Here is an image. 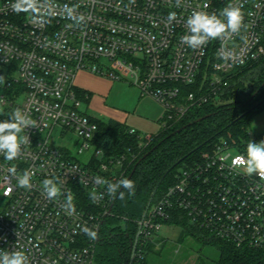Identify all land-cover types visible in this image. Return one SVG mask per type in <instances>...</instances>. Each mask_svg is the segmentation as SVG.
I'll list each match as a JSON object with an SVG mask.
<instances>
[{"label": "built area", "instance_id": "built-area-1", "mask_svg": "<svg viewBox=\"0 0 264 264\" xmlns=\"http://www.w3.org/2000/svg\"><path fill=\"white\" fill-rule=\"evenodd\" d=\"M18 4L0 0V121L19 108L35 127L21 133L28 140L17 159L0 155V250L23 251L28 264H96L114 200L97 177L122 179L127 157L97 145L99 119L83 110L88 102L76 85L78 74L130 81L164 108L165 128L193 107L220 104L233 72L264 58V0H36L34 9ZM229 4L243 13L238 33L195 50L182 42L193 11L219 15ZM171 12L176 19L169 22ZM246 146L222 139L200 162L179 171L175 184L137 221L140 235L129 264H138L146 246L180 218L236 248L264 250V179L242 174L228 155H246ZM10 168L17 175L33 173L31 187H19ZM45 179L61 188L54 200L43 191Z\"/></svg>", "mask_w": 264, "mask_h": 264}, {"label": "trees", "instance_id": "trees-1", "mask_svg": "<svg viewBox=\"0 0 264 264\" xmlns=\"http://www.w3.org/2000/svg\"><path fill=\"white\" fill-rule=\"evenodd\" d=\"M81 96L89 102L92 94L81 90ZM219 101L220 104L209 102L191 108L182 120L169 122L149 140L137 131L131 134V128L121 122L97 121V145L109 155H126L123 178L131 179L135 189L134 195L121 189L123 198H114L112 213L104 221L96 248V264L131 262L139 231L137 221L144 216L154 191L157 189L151 205L175 184L182 168L200 162L222 139L240 145L243 140L247 144L253 141L248 130L254 117L264 113V58L236 72ZM255 140H264V134ZM178 227L183 231L182 238L191 236L215 246L218 264H264V250L236 248L213 239L192 228L185 218H180ZM161 241L164 240L147 245L138 264H148L149 254Z\"/></svg>", "mask_w": 264, "mask_h": 264}, {"label": "clouds", "instance_id": "clouds-1", "mask_svg": "<svg viewBox=\"0 0 264 264\" xmlns=\"http://www.w3.org/2000/svg\"><path fill=\"white\" fill-rule=\"evenodd\" d=\"M177 3L179 4V0H177ZM22 5L34 9L36 0H20L17 7ZM206 7L207 5H205ZM175 19L176 13H169L168 21L171 22ZM242 24L243 13L241 7L232 4L225 7L219 15L210 14L207 11H193L186 20L189 34L182 38V42L193 50L200 49L210 40L225 39L238 33ZM0 83H3V77H0ZM29 127H35L34 121L19 108L11 113L8 119L0 121V155H3L7 161H13L19 157L22 144L28 140V137L22 136L21 133ZM228 155L238 161V167L242 174L247 176L255 174L264 179V140L258 143L249 142L246 146V155L232 153ZM9 172L16 178L19 187H31L33 173L25 170L22 174L17 175L15 168H10ZM97 182L105 184L107 193L114 198L117 195H119V198H123L124 192L121 189L127 190L130 195H134L135 185L131 179L122 178L111 182L97 177ZM42 183L43 191L50 200H54L62 194L61 188L53 179H45ZM95 198L96 194L93 193L92 199L95 200ZM70 202L71 197H69ZM82 231L90 238H96L94 230L83 227ZM0 264H28V257L20 250H0Z\"/></svg>", "mask_w": 264, "mask_h": 264}, {"label": "rangeland", "instance_id": "rangeland-1", "mask_svg": "<svg viewBox=\"0 0 264 264\" xmlns=\"http://www.w3.org/2000/svg\"><path fill=\"white\" fill-rule=\"evenodd\" d=\"M76 85L92 94L90 101L83 105L88 115L105 121H119L143 136L160 133L164 108L153 98L142 96L130 81L114 82L89 73H79ZM248 131L252 140L264 134V113L254 117ZM236 153L232 151V154ZM86 158L82 156L80 159ZM4 204L5 200L0 195V207ZM182 232L178 226H165L160 233L162 238H159H164V244L157 245L155 251L149 254L148 264H218L219 252L215 246L203 244L191 236L182 238Z\"/></svg>", "mask_w": 264, "mask_h": 264}, {"label": "water", "instance_id": "water-1", "mask_svg": "<svg viewBox=\"0 0 264 264\" xmlns=\"http://www.w3.org/2000/svg\"><path fill=\"white\" fill-rule=\"evenodd\" d=\"M200 121V120H199ZM130 178H131V176H130ZM156 192H157V189L154 191V193L152 194V197H151V200H150V202H149V204H148V206H147V210H146V212H145V214L144 215H146V213H147V211L149 210V208L151 207V204H152V201H153V198L155 197V195H156ZM112 208H113V205H112V207H111V209H110V212L112 211ZM139 233L137 234V237H136V240H135V243H134V249H133V256H134V253H135V249H136V245H137V242H138V239H139ZM133 258V257H132Z\"/></svg>", "mask_w": 264, "mask_h": 264}, {"label": "crops", "instance_id": "crops-1", "mask_svg": "<svg viewBox=\"0 0 264 264\" xmlns=\"http://www.w3.org/2000/svg\"><path fill=\"white\" fill-rule=\"evenodd\" d=\"M116 121V120H115ZM117 122H119V121H117ZM148 136H152V135H148Z\"/></svg>", "mask_w": 264, "mask_h": 264}]
</instances>
